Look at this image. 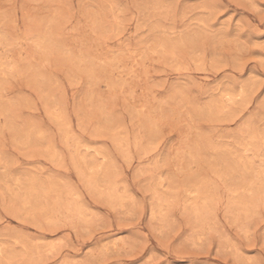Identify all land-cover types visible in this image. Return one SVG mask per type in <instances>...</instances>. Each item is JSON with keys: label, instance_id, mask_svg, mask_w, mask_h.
<instances>
[{"label": "rangeland", "instance_id": "rangeland-1", "mask_svg": "<svg viewBox=\"0 0 264 264\" xmlns=\"http://www.w3.org/2000/svg\"><path fill=\"white\" fill-rule=\"evenodd\" d=\"M0 264H264V0H0Z\"/></svg>", "mask_w": 264, "mask_h": 264}]
</instances>
